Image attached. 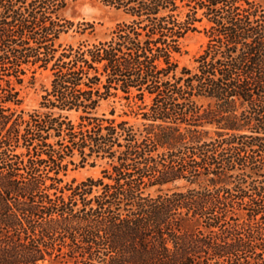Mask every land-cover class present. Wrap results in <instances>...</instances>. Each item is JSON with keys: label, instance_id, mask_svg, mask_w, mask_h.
Returning <instances> with one entry per match:
<instances>
[{"label": "trees", "instance_id": "16d2710c", "mask_svg": "<svg viewBox=\"0 0 264 264\" xmlns=\"http://www.w3.org/2000/svg\"><path fill=\"white\" fill-rule=\"evenodd\" d=\"M71 1L0 0V264H264L263 0H94L128 21L76 48L56 45ZM39 70L47 112L26 113ZM119 94L140 126L96 115Z\"/></svg>", "mask_w": 264, "mask_h": 264}, {"label": "rangeland", "instance_id": "374dc122", "mask_svg": "<svg viewBox=\"0 0 264 264\" xmlns=\"http://www.w3.org/2000/svg\"><path fill=\"white\" fill-rule=\"evenodd\" d=\"M261 7L264 11V0L261 2ZM185 11L183 10V13ZM61 16L65 20L74 23V27L68 33L61 35L56 45H61L62 47L72 46L74 48L80 45L92 46L99 42L108 41L112 37L116 26L128 21V18L121 11L105 7L94 0L71 1L66 9L61 12ZM196 26L197 32L189 33L181 40V55L174 57L180 68L193 69L195 67V58L201 53L206 44L207 39L202 32V25L197 24ZM51 79L49 71L39 70L35 74L33 82H30V76L28 75L21 88L22 104L19 110L26 113L33 110H38L40 113L47 112L45 109L40 108V102L44 95V90L50 89ZM146 104H149L148 100H146ZM139 105L140 103L137 101L123 100L120 95L119 98H111L102 102L95 113L97 116L105 115L106 118H112L110 112L114 111L113 118L117 119V121L127 120L131 124L140 126L142 121L139 116H136L140 113L137 108ZM54 112L58 113L57 111ZM61 114L72 122L77 123L81 113L63 112ZM210 131L212 130L210 129ZM210 137H214L212 132H210ZM75 160L77 161L78 158H75ZM107 168L106 161L98 160L94 167L85 165L82 168L71 170L63 179L62 186L72 182L78 184L89 178L99 179L101 172ZM183 185L184 183H178L174 186L165 187L164 190H174V188H181ZM150 193L154 194L155 189L151 190Z\"/></svg>", "mask_w": 264, "mask_h": 264}]
</instances>
